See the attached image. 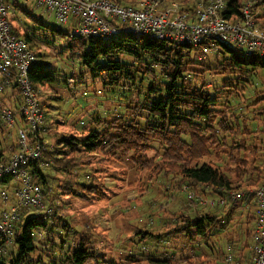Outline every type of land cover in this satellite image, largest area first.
<instances>
[{
    "label": "trees",
    "instance_id": "trees-1",
    "mask_svg": "<svg viewBox=\"0 0 264 264\" xmlns=\"http://www.w3.org/2000/svg\"><path fill=\"white\" fill-rule=\"evenodd\" d=\"M9 1L15 9L12 23L21 15L38 22V27L27 23L25 29L13 26L37 55L30 71L33 86L38 91L45 87L54 91L40 95L44 113L64 99L56 88L69 78L83 82L90 77L104 93L122 89L128 100L105 115L96 113L76 132H59L57 124L45 120V136L56 131L53 146L40 159L46 165H34L44 206L21 210L14 223L16 250L7 247L6 253L0 251V264H99L104 253L95 240V224H75L59 209L72 206V199L100 200L105 188L103 164L119 155L129 157L139 169H152L154 178H167V190H172L169 197L155 203L153 215L148 214L152 226L137 229L125 241L138 247L147 238L155 239L154 251L136 247L123 260L136 264H253L254 245L249 243L256 219L253 190L264 179V136L251 121H264V106L248 102L245 91L254 73L264 68V59L247 57L223 42L203 56L199 47L189 43L174 46L131 33L110 38L71 36L69 29L38 19L33 10ZM225 1L221 15L240 19L248 0ZM185 6L183 9L193 12V5ZM253 11L264 30V0L256 2ZM42 42L63 48L60 53H67L72 72L45 59V53L37 51ZM12 86L18 90L17 85ZM19 103L20 99L13 108L18 110ZM16 147L13 142L0 147V162ZM4 182L0 179V184ZM243 186L241 199L227 198L214 206L201 202ZM181 193L186 200L176 199ZM155 220L161 228L157 233L152 230ZM3 243L0 237V247ZM165 244L173 251L169 246L161 250ZM229 255L232 263L226 260Z\"/></svg>",
    "mask_w": 264,
    "mask_h": 264
},
{
    "label": "built area",
    "instance_id": "built-area-1",
    "mask_svg": "<svg viewBox=\"0 0 264 264\" xmlns=\"http://www.w3.org/2000/svg\"><path fill=\"white\" fill-rule=\"evenodd\" d=\"M27 6L43 7L62 24L69 26L71 36H102L110 38L121 33L144 35L177 46L189 43L199 47L203 56L216 51L221 42L243 51L247 57L264 59V30L256 22L253 5L260 0H248L242 17L228 20L221 15L225 0H201L193 12L183 9L178 0H139L120 3L116 0H15ZM15 13L9 0H0V96L13 84L21 95L19 109L0 101V138L15 143L16 151L0 162V251L6 253L13 243L15 221L24 208L44 206L42 186L34 165L44 167L43 152L49 144L45 133V114L33 86L30 71L37 56L24 38L18 36L10 21ZM14 136V139H8ZM2 144V142H0ZM0 144V145H1ZM242 189L230 190L224 196L202 198L211 206L222 205L227 198L241 199ZM255 225L253 230L254 261L264 264V179L253 190ZM232 263V256L227 257Z\"/></svg>",
    "mask_w": 264,
    "mask_h": 264
},
{
    "label": "rangeland",
    "instance_id": "rangeland-1",
    "mask_svg": "<svg viewBox=\"0 0 264 264\" xmlns=\"http://www.w3.org/2000/svg\"><path fill=\"white\" fill-rule=\"evenodd\" d=\"M122 1L124 3L135 4L139 0ZM199 1L201 0H190L186 4L185 0H178L183 7L185 5L195 6ZM25 7L33 10L35 17L38 19L42 18L45 22L62 26L67 30L69 29V26L59 22L54 14L49 15L43 7H35L33 1H30ZM16 15L18 16L19 14L16 13ZM13 23L22 26V29L27 28V24L38 27V22L33 17H26L24 15H21L20 19L16 18ZM61 50L63 48L59 46L56 48L45 42L39 43V48L37 49L38 52L45 53L44 58L53 65L59 68L64 67L65 71L70 73L73 70V64L65 59L67 53H60ZM74 67L76 71L79 70L77 63L74 64ZM210 81H213V79ZM41 90L38 91L36 89L39 100L41 94L44 95L46 93L47 95H51L54 93L48 87L42 88ZM17 91L13 86L9 90L6 89L1 94V96H4L3 103L12 107L13 103L6 102V97H13L16 102L19 99L21 100V95ZM56 91L64 99L55 101L54 108H47L44 114L45 120L48 119L50 122L57 124L56 128L59 132L80 131L81 127L87 125L91 117L96 115V113L105 115L111 109L119 108V106L122 107L128 100V94L123 93L122 89L121 91L104 93L101 90L100 84L93 82L90 77L83 79V82L69 78L67 79V84L57 87ZM245 96L248 102H258L259 106H264V68H260L254 73L252 82L245 91ZM58 121L62 122L57 123ZM251 122L253 128L264 136V121L262 119H254ZM55 131L56 129L51 131V137L45 136L46 133L42 134V136L46 137L45 140L49 144V148L53 146L54 138L52 135L55 134ZM8 139L13 140L14 136ZM0 142H2V144L0 143V147L10 144L3 142L2 138H0ZM105 162L102 173L105 177V188L102 198L95 202L72 199V206L68 208L64 205L65 207L59 209V211L67 215L75 224L81 225L86 222L95 224V240H97L98 246L101 247V252L104 253V257L100 259L99 264H136L135 262L122 259L128 253H135L137 247V245L133 246L132 244H127L128 242L125 243L126 238L130 235L133 236L134 231L139 228L145 229L146 225L147 227L152 226L148 214L153 215L154 210L157 208L155 203H159L164 197H169L172 190H167V178L163 176L158 179L154 178L152 169H139L127 156L119 155L116 159ZM241 189L245 190L244 186ZM58 196L63 200L66 199L61 194ZM211 196L214 198L216 195L213 194ZM176 199L186 200V196L181 193L179 196H176ZM208 199H211V197H208ZM156 223H159V220H155L152 230L157 233L161 228ZM156 243L157 241L155 239L147 238L138 244L137 249L143 250L145 247V250L148 248L152 252V250L154 251ZM249 243L253 244L251 238L249 239ZM6 246L9 250H16V244L14 243L7 244ZM166 246L170 248L168 249ZM171 248L169 244L161 246V250L168 249L169 251H173ZM145 263L142 262V264Z\"/></svg>",
    "mask_w": 264,
    "mask_h": 264
},
{
    "label": "crops",
    "instance_id": "crops-1",
    "mask_svg": "<svg viewBox=\"0 0 264 264\" xmlns=\"http://www.w3.org/2000/svg\"><path fill=\"white\" fill-rule=\"evenodd\" d=\"M9 90V89H8ZM0 100H1V102L3 103L4 102V96H0ZM3 100V101H2ZM16 102V100H14L13 99V97L11 98V97H6V102H12V103H15Z\"/></svg>",
    "mask_w": 264,
    "mask_h": 264
}]
</instances>
